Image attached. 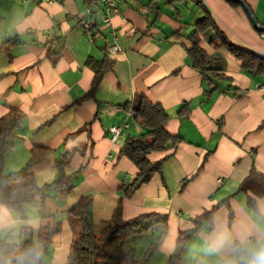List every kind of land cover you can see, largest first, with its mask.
Wrapping results in <instances>:
<instances>
[{
  "label": "crops",
  "instance_id": "crops-1",
  "mask_svg": "<svg viewBox=\"0 0 264 264\" xmlns=\"http://www.w3.org/2000/svg\"><path fill=\"white\" fill-rule=\"evenodd\" d=\"M240 1L247 7L228 0H117L110 26L101 25L98 13L89 37L82 28L85 0H0V118L10 109L25 116L5 173L21 170L32 148H46L52 154L31 173L39 187L49 185L57 176L55 162L82 150L69 161V196L58 201L53 190L47 192L45 213L61 222V230L41 249V264H67L72 233L66 212L79 199L92 197L90 222L98 234L137 175L121 149L142 133L124 107L138 96L159 104L169 116L165 130L181 139L175 148L148 156L151 163L162 162L161 173L123 199V220L166 217V233L150 263L165 264L179 234L214 208L212 230L202 227L183 251L187 264H219L225 253L209 248L221 233L238 242L245 233L264 232V223L246 207L252 200L264 216V90L258 89L264 75L243 71L213 29L199 35L211 63L205 76L187 55L194 25L206 12L231 45L264 54V32L246 12L264 28V0ZM112 47L115 53H109ZM105 61L112 69L94 96L85 97L95 77L89 63ZM186 104L189 112L180 116ZM124 125L113 143L110 128ZM0 218L8 225L0 242L18 245L21 229H31L36 242L37 205L25 206L23 216L0 205ZM144 226L150 229L126 241L138 260L163 230L157 217Z\"/></svg>",
  "mask_w": 264,
  "mask_h": 264
},
{
  "label": "trees",
  "instance_id": "trees-1",
  "mask_svg": "<svg viewBox=\"0 0 264 264\" xmlns=\"http://www.w3.org/2000/svg\"><path fill=\"white\" fill-rule=\"evenodd\" d=\"M228 1L233 7H247L242 1L239 3ZM207 29H213L216 32L217 37L221 39V44L236 60L241 62L243 71L252 76L264 75V60L256 54L242 51L231 45L207 12L194 25V31L190 37L192 46L187 50L192 67L201 75L205 76L210 71L211 64L198 44L199 35ZM89 65L94 69L95 77L92 87L85 97L91 98L102 83L104 74L112 69V63L105 61L98 65L92 63ZM124 107L131 110L133 120L142 128V133L137 137L128 138L121 149V155L135 165L138 173L131 183L123 187V196L119 200L111 220L102 226L98 234H95L90 222L91 196L82 197L75 206L66 212V219L72 233L67 264H150L166 233V217L150 214L123 220V199L132 197L142 185L151 180L154 174L161 173L162 162L151 163L148 156L151 153L175 148L181 143V139L170 135L165 130L169 116L159 104H154L146 98L138 96L132 102L125 104ZM188 112L189 108L186 104L179 110V115L185 116ZM24 119L23 114L12 109L0 118V205H4L8 211L19 216H23L25 206L37 205L41 223L36 233V242L31 229H21V241L18 245L0 242V256L11 257L13 260L33 246L38 245L40 249L46 250L50 247L52 238L60 232L61 222L45 213V203L50 197L47 192L53 190L54 198L58 201H64L69 196L74 188V173H67L69 161L74 154L82 152L81 149L65 152L61 159L55 162L57 176L49 185L39 187L31 173L33 167L43 163L52 154V151L46 148H32L26 165L17 172L6 174V156L13 149L15 140L18 139L17 130L23 127ZM197 173L190 179L194 178ZM260 195H264V192H261ZM246 207L264 223V216L258 213L254 201L248 199ZM214 211L215 208L193 219L194 227L188 232L179 234L175 251L165 264H187L182 258L184 249L202 227L208 231L212 230ZM156 217L163 224V230L157 240L147 247L142 258L138 260L134 250L125 248V243L128 239L148 231L150 227L144 226L145 221ZM36 264H41V256Z\"/></svg>",
  "mask_w": 264,
  "mask_h": 264
},
{
  "label": "clouds",
  "instance_id": "clouds-1",
  "mask_svg": "<svg viewBox=\"0 0 264 264\" xmlns=\"http://www.w3.org/2000/svg\"><path fill=\"white\" fill-rule=\"evenodd\" d=\"M7 227L0 218V239H3ZM209 251L225 253L219 264H264V232L245 233L238 238V242H234L229 234L221 233L213 240ZM41 254L37 245L16 256L15 260L0 256V264H36Z\"/></svg>",
  "mask_w": 264,
  "mask_h": 264
},
{
  "label": "built area",
  "instance_id": "built-area-1",
  "mask_svg": "<svg viewBox=\"0 0 264 264\" xmlns=\"http://www.w3.org/2000/svg\"><path fill=\"white\" fill-rule=\"evenodd\" d=\"M20 1L25 2L27 0ZM116 1L117 0H85V20L82 22V28L89 37H92L93 35V20L98 13L100 14L101 25L104 27L110 26L112 17L117 13ZM116 51V47L109 49V53H115ZM258 57L264 60V54H259ZM258 89L264 90V86H259ZM125 128H127V125L122 127L113 126L110 128L109 131L111 134V141L113 143L117 141V138L121 135L123 129Z\"/></svg>",
  "mask_w": 264,
  "mask_h": 264
},
{
  "label": "water",
  "instance_id": "water-1",
  "mask_svg": "<svg viewBox=\"0 0 264 264\" xmlns=\"http://www.w3.org/2000/svg\"><path fill=\"white\" fill-rule=\"evenodd\" d=\"M230 1H233V2H236V3H239L240 0H230ZM246 12L251 20V22L253 23V25L255 26V28L261 32H264V28L260 27L257 25L256 21L254 20L252 14L248 11V9H246Z\"/></svg>",
  "mask_w": 264,
  "mask_h": 264
},
{
  "label": "rangeland",
  "instance_id": "rangeland-1",
  "mask_svg": "<svg viewBox=\"0 0 264 264\" xmlns=\"http://www.w3.org/2000/svg\"><path fill=\"white\" fill-rule=\"evenodd\" d=\"M125 248H126V249H129V248H130L129 245H128L127 243L125 244ZM140 250H141V249L137 247V254H139V251H140ZM150 264H153V263H150Z\"/></svg>",
  "mask_w": 264,
  "mask_h": 264
}]
</instances>
